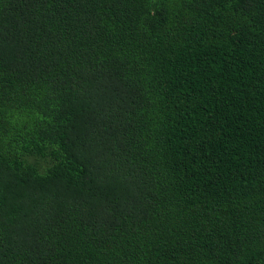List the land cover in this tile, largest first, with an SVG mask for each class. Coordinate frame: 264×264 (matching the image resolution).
I'll use <instances>...</instances> for the list:
<instances>
[{
  "label": "trees",
  "instance_id": "16d2710c",
  "mask_svg": "<svg viewBox=\"0 0 264 264\" xmlns=\"http://www.w3.org/2000/svg\"><path fill=\"white\" fill-rule=\"evenodd\" d=\"M0 264H264V0H0Z\"/></svg>",
  "mask_w": 264,
  "mask_h": 264
}]
</instances>
